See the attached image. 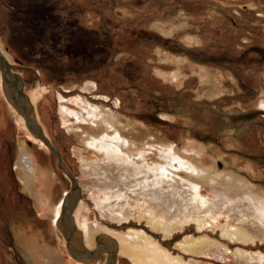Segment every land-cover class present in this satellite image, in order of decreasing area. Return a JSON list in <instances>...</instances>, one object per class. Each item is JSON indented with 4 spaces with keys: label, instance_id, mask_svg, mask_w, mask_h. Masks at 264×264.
Here are the masks:
<instances>
[{
    "label": "rangeland",
    "instance_id": "374dc122",
    "mask_svg": "<svg viewBox=\"0 0 264 264\" xmlns=\"http://www.w3.org/2000/svg\"><path fill=\"white\" fill-rule=\"evenodd\" d=\"M0 50L24 80L35 122L79 185L85 215L72 209V223L79 234L84 218L92 238L86 239L88 249L104 234L96 227L116 233L136 229L189 264H259L257 256L241 260L232 252L264 253V241L228 243L220 237L228 222L223 214L203 219L200 231L194 221H172L173 229L163 237L141 212L104 209L94 197L105 180H93L81 160L93 165L96 156L81 147L78 116H65L61 105L82 98L102 117L97 130L125 132L130 127L135 135H125L134 142L147 132L180 149L190 142L201 145L191 158L204 167L213 162L209 169L215 165L214 177L235 176L262 193L264 0H0ZM200 67L209 81L201 80ZM29 132L16 121L0 86V264H39L27 247L33 239L45 241L64 262L86 264L69 254L49 209L35 205L17 176V137L27 136L46 173L48 187L39 181V188L44 184L50 189L49 202L60 204L70 187L54 153ZM173 165L177 171L178 161ZM207 183L212 185L208 181L198 190L202 197H211ZM188 235H207L229 251L212 248L210 255H193L173 247ZM96 261L104 264L106 253ZM115 264L135 263L117 254Z\"/></svg>",
    "mask_w": 264,
    "mask_h": 264
},
{
    "label": "bare ground",
    "instance_id": "6f19581e",
    "mask_svg": "<svg viewBox=\"0 0 264 264\" xmlns=\"http://www.w3.org/2000/svg\"><path fill=\"white\" fill-rule=\"evenodd\" d=\"M0 53L5 56L1 50ZM197 70L202 81H209L206 69L200 67ZM1 76L0 73V86L2 83ZM211 91L213 90L211 89ZM7 101L16 115V121L22 127L28 129L24 117L16 110L9 99ZM24 101V107L29 118L42 131L40 125L35 122L36 114L27 94ZM62 102L61 112L63 111L65 116L75 114L80 120L79 123L81 124H79L77 138L81 143V147L88 149L96 156L97 161L93 165L87 163L88 161L86 162L84 159L81 160L83 166L87 169L86 172L93 180L98 177L105 180V183L97 184L98 191L94 197L104 209L110 212L116 210L119 213H125V210L141 212L153 229L162 231L163 237H167L173 229L172 221H179L180 223L194 221L200 231L204 224L203 219L208 216L211 217V214H223L228 222L221 229L220 237L227 240L228 243L241 244L255 240L264 241V190L262 193H255L254 190L249 188V183L235 176H227L226 178L224 176L221 179L214 177L212 173L214 170L216 171L214 169L215 165L213 166L214 170L209 169L213 162L210 163V167H204L200 164L201 162L199 163L196 159L191 158L194 153L197 155V152L202 150L201 145L198 146L196 143L190 142L185 148L180 149L177 144L166 139H156L147 132L143 133L144 137L139 142H134L126 137L128 132H134V135L136 133V130L130 127H127L125 132L120 129L97 130L102 117L98 115V109L95 106L87 103L82 98L79 97L72 101L74 105H70L64 100ZM63 119L64 122L68 120L66 117H63ZM42 133L44 134L43 131ZM34 139L45 144L39 138L34 137ZM17 144L19 151L14 165L17 176L23 186L29 190L35 205H39L43 209H49L51 219L54 220L56 226L57 222L55 220L61 215L62 202L57 206L51 204V199L49 202L50 189L47 188L48 182L42 174L45 172L32 154L27 136H18ZM175 160L179 163L177 171L173 165ZM245 165L253 169L251 163ZM49 176L56 180V174H50ZM39 181L44 182L47 187L43 184V188L40 189L41 184ZM208 181L212 183V185L207 183L211 197H202L198 190L203 188L202 184ZM90 190H94V188L92 187ZM79 193L80 188L72 193L66 207L69 213L62 220L65 233L69 237V240L65 241L71 256L73 254L85 255L87 251L91 250L88 249L87 244L88 239L89 241L92 240L91 233H87L84 218L80 223L83 228L81 227L79 234L76 233L74 223H72V209H74L73 214L80 213L83 217L85 215L84 206L81 204L80 197H78ZM66 229H68L67 232ZM100 229L104 231V234L96 237L95 245L99 241L97 244L102 245L101 249L98 253L87 254L84 262L86 264L96 263L100 253H106L104 264H108V261L115 264L117 254L127 256L135 264H189L179 256L172 255L160 243L141 230L128 229L125 233H116L109 229L96 227L95 231ZM53 231H55V228ZM77 236L80 237L81 243L77 242ZM185 239L174 243L173 247L178 248L183 253L193 255L200 253L210 255L212 248H219L222 252L229 251L228 246L207 235H188ZM27 247L38 259L39 264H69L56 255V251L43 240L41 242L36 239L29 240ZM232 253L234 257L241 258V260L243 257L249 256L248 254H252L257 256L259 264H264V253L262 252L248 253L235 248ZM108 255L109 258H107ZM77 261L80 262V260ZM81 262L83 263V261Z\"/></svg>",
    "mask_w": 264,
    "mask_h": 264
},
{
    "label": "water",
    "instance_id": "95a60500",
    "mask_svg": "<svg viewBox=\"0 0 264 264\" xmlns=\"http://www.w3.org/2000/svg\"><path fill=\"white\" fill-rule=\"evenodd\" d=\"M0 73L2 77V83L1 88L2 91L7 99L10 100V102L13 104V106L16 108V110L24 117V121L26 126L28 127V130L32 135H34L36 138L41 139L46 146L54 153L56 158V164L57 166L68 175V177L71 179L70 187L69 189L64 193L62 197V212L60 217L56 220L58 227L62 231L65 240H69L67 234L65 233V229L63 228L62 220L65 216L68 215L69 211H67L66 207L68 206V200L71 197L72 193L79 189V185L76 181V179L72 176L68 168L65 166L59 149L48 139V137L42 133V131L37 128L34 125V122L29 118L25 105V99H26V93L23 89L24 87V80L19 72L15 71L13 69L12 64L5 58L4 55L0 53ZM68 229H66L67 232ZM99 241H97L98 243ZM95 245L91 250L87 251L85 255H76L73 254V258L85 262V258L87 257V254H94L98 253L101 249L100 244ZM67 245V244H66ZM69 252V250H68ZM70 253V252H69ZM109 258V255L108 257ZM115 258V255L113 257V260ZM108 264H112V262L108 261Z\"/></svg>",
    "mask_w": 264,
    "mask_h": 264
}]
</instances>
